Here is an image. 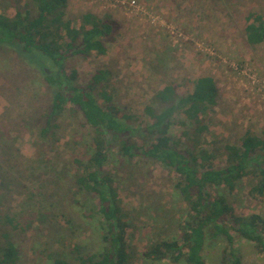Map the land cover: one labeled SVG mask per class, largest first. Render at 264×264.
Instances as JSON below:
<instances>
[{
	"label": "rangeland",
	"instance_id": "rangeland-1",
	"mask_svg": "<svg viewBox=\"0 0 264 264\" xmlns=\"http://www.w3.org/2000/svg\"><path fill=\"white\" fill-rule=\"evenodd\" d=\"M30 1L0 0V13L13 16ZM88 11L112 15L119 38L109 44L106 55L73 57L69 68L79 70L82 83L96 70L108 69L115 102L133 116L138 143H143L141 128L150 121L145 107L155 93L171 82L181 92L191 90L195 79L205 74L214 76L219 86V103L202 138L216 156L205 161V167H224L225 145L239 143L249 130L262 136L264 42L249 43L246 18L252 12L264 14V0H69L68 17L74 25L79 26ZM42 65L37 55L0 41V202L17 226L0 214V247L9 238L15 242L16 264L74 261L79 255L75 246H81L84 256L103 246L99 203L92 194L78 192L73 163L74 156L89 151L91 130L71 107L48 125L55 86L46 80ZM174 132L181 135L178 127ZM112 147L107 170L132 215L135 264H185L144 257L150 243L181 236L188 204L176 186L177 174L140 151L124 156L117 145ZM257 182V177H245L234 193L219 189L227 193L236 213L264 214V200L252 191ZM91 212L96 216H89ZM233 235L241 264H264V253L253 241ZM225 244L208 238L206 264H223Z\"/></svg>",
	"mask_w": 264,
	"mask_h": 264
},
{
	"label": "trees",
	"instance_id": "trees-1",
	"mask_svg": "<svg viewBox=\"0 0 264 264\" xmlns=\"http://www.w3.org/2000/svg\"><path fill=\"white\" fill-rule=\"evenodd\" d=\"M68 2L31 0L13 16L0 13V41L37 55L46 80L55 86L47 112L48 125L52 126L71 107L81 114L84 125L91 130L89 151L74 156L73 163L78 192L92 194L99 203L102 250L84 256L77 245L73 250L79 255L74 261L55 258L53 264H135L130 243L132 215L123 207L115 178L107 170L113 145L124 156L140 151L143 156L170 167L177 174L180 195L188 204L180 238H162L150 243L144 250L147 260L206 264L203 252L208 238L212 237L226 242L222 249L223 264H241L234 232L253 241L258 251L264 253V214L236 213L227 193L219 189L224 186L234 193L245 177H257L252 191L264 200V129L262 136L249 130L239 143L226 144L224 167L206 168L204 162L216 154L213 148L203 144L202 138L209 131L208 119L219 103V86L214 76L205 74L195 79L191 90L181 92L179 85L171 82L155 93L152 103L145 107L150 121L141 128L144 138L143 143H138L134 138L137 130L131 126L133 116L115 102L108 69L96 70L82 83L79 70L69 68L73 57L106 55L109 44L119 38L118 22L110 14L101 17L88 11L81 15L82 22L76 26L68 17ZM30 3L34 5L35 15ZM246 20L249 43H263L264 14L252 12ZM177 127L181 129L180 136L174 132ZM2 208L0 202V214L14 224L13 217L4 214ZM89 216L95 217L96 213ZM18 259L19 248L9 238L0 247V264H16Z\"/></svg>",
	"mask_w": 264,
	"mask_h": 264
},
{
	"label": "built area",
	"instance_id": "built-area-1",
	"mask_svg": "<svg viewBox=\"0 0 264 264\" xmlns=\"http://www.w3.org/2000/svg\"><path fill=\"white\" fill-rule=\"evenodd\" d=\"M121 2H122V3H124V2H125V0H121ZM133 3H134V2H133Z\"/></svg>",
	"mask_w": 264,
	"mask_h": 264
},
{
	"label": "crops",
	"instance_id": "crops-1",
	"mask_svg": "<svg viewBox=\"0 0 264 264\" xmlns=\"http://www.w3.org/2000/svg\"><path fill=\"white\" fill-rule=\"evenodd\" d=\"M96 12V11H95Z\"/></svg>",
	"mask_w": 264,
	"mask_h": 264
}]
</instances>
